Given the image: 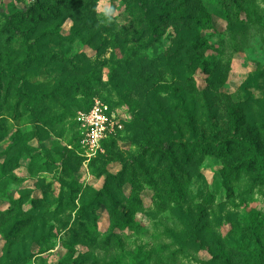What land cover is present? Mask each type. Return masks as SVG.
I'll return each instance as SVG.
<instances>
[{"label":"rangeland","instance_id":"obj_1","mask_svg":"<svg viewBox=\"0 0 264 264\" xmlns=\"http://www.w3.org/2000/svg\"><path fill=\"white\" fill-rule=\"evenodd\" d=\"M242 1L0 0V264H264V0ZM95 99L122 130L91 151ZM225 135L249 146L153 152Z\"/></svg>","mask_w":264,"mask_h":264},{"label":"trees","instance_id":"obj_2","mask_svg":"<svg viewBox=\"0 0 264 264\" xmlns=\"http://www.w3.org/2000/svg\"><path fill=\"white\" fill-rule=\"evenodd\" d=\"M239 2L241 4L246 3L245 1H242V0H239ZM238 7L239 8L241 7V10L244 9V7H242V6H238ZM0 12H2L1 8H0ZM20 12L23 15L28 16L32 13L31 7H26L23 10H21ZM234 15L236 18H239L238 12H235ZM236 20H238V19H236ZM152 34L156 36V33L153 32ZM89 108L90 107H88L86 110H88ZM101 143H102V141H101ZM229 143H233L236 146H249L248 142L242 141L238 137L225 135L220 140H215V141H205L202 138H199L196 141L183 142V143L181 141H165L162 144H160L158 147H154L153 152H157L161 159L170 158V161L175 164L176 160H175L173 150H172L173 146H176L175 147L176 150L182 149L183 145H185V147L189 146L191 148L190 151L192 153H194L195 150H203L206 152L215 151V152L221 154L224 149L227 150L229 148ZM243 143H244V145H243ZM183 150L185 151L186 148H184ZM184 155H185L186 159H189L190 156L188 155V153H184ZM120 161H123L122 162L123 169L126 170L127 164L130 163L129 160L124 161V159H120ZM246 161H247L246 162L247 167L251 170L261 171L262 172L261 178L264 179V154L257 152L255 148L251 147L249 149V154H248V158ZM173 163H171L169 171H163L159 177L160 179L169 178L172 183H170V185H165V187L172 186V189L175 187V185L173 183L174 178L172 177L171 172H172V169L177 168V167H175L176 165H173ZM129 168L131 169V172L134 173L132 167L129 166ZM143 173H146V171H143ZM119 177H120V173L118 175L113 176L114 179L119 178ZM159 190L164 192L161 184H160ZM177 192H179V191H177ZM178 194L179 193H176V191H174V190H171V189L168 190L169 196H175V198H177ZM117 222H119V220L113 216V218L111 220L112 225H115V227L116 226L120 227L122 223H119V225H118ZM102 243H103V246L107 247V248L110 246H121V238L117 234H115L114 232H110L107 236H105ZM178 256H179V251H174V252H171V256H169L168 259L170 262H172V261H175ZM93 264H98V263H93Z\"/></svg>","mask_w":264,"mask_h":264},{"label":"built area","instance_id":"obj_3","mask_svg":"<svg viewBox=\"0 0 264 264\" xmlns=\"http://www.w3.org/2000/svg\"><path fill=\"white\" fill-rule=\"evenodd\" d=\"M78 120L84 129L81 142L91 151L98 149L105 138L122 130L120 119L99 99H95L88 110L80 111Z\"/></svg>","mask_w":264,"mask_h":264}]
</instances>
